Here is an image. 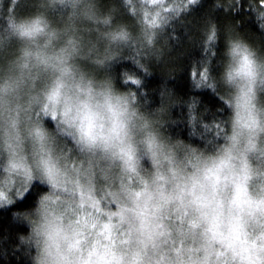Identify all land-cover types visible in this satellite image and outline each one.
<instances>
[{
    "label": "clouds",
    "instance_id": "obj_1",
    "mask_svg": "<svg viewBox=\"0 0 264 264\" xmlns=\"http://www.w3.org/2000/svg\"><path fill=\"white\" fill-rule=\"evenodd\" d=\"M201 2L0 0V210L25 264H264V7L194 24ZM184 44L207 70L187 95Z\"/></svg>",
    "mask_w": 264,
    "mask_h": 264
},
{
    "label": "trees",
    "instance_id": "obj_2",
    "mask_svg": "<svg viewBox=\"0 0 264 264\" xmlns=\"http://www.w3.org/2000/svg\"><path fill=\"white\" fill-rule=\"evenodd\" d=\"M195 7V11L192 17L193 23L197 24L203 17L214 15L215 18L223 24L230 18L225 16L222 12H214L212 9V0H202L199 6ZM234 21L239 20L244 27L248 29L251 33L257 32V23H253L251 17H245L241 15L240 17L231 18ZM260 25H264V21L258 20ZM177 51L183 52L184 56L182 59L178 58L170 67L178 68L179 71L176 72V79L173 81L177 90L189 94V74L191 72L197 71L195 66L191 65V60L193 55H199L198 52L194 53L193 47L189 44H184L183 47L178 48ZM196 76L193 78L192 82L195 84ZM160 83V77L155 76L149 81V87L156 86ZM204 100L215 107L217 101L211 97L207 92L202 93ZM33 197L31 196L28 201L17 204L16 208H24L31 204ZM13 209L0 210V264H25L23 257L20 256L18 252L13 251V246L16 243V235L19 232L26 231L24 227L16 223L12 217Z\"/></svg>",
    "mask_w": 264,
    "mask_h": 264
},
{
    "label": "snow or ice",
    "instance_id": "obj_3",
    "mask_svg": "<svg viewBox=\"0 0 264 264\" xmlns=\"http://www.w3.org/2000/svg\"><path fill=\"white\" fill-rule=\"evenodd\" d=\"M188 2H189V4H192V3H195L196 0H188ZM260 4H261L262 7H264V0H260ZM258 19L264 20V16H259ZM151 23H156V21L153 20V21H151ZM262 27H264V25H262ZM213 38H214V36H210L209 40L211 41ZM206 71L207 70L205 69L204 72H201L199 80H195L196 86H200L201 84H203L205 82V80H206L205 72ZM192 76H193V78H195L196 73L193 72ZM225 163H226V161H221V165H223ZM218 179H219V177L217 176V180ZM16 195L19 196L20 192L17 191ZM30 197H31V193H29L27 196H25V198L23 199V202L28 201ZM245 197H246V190L243 189L242 186L238 185L237 194H236V202L238 204L248 203L249 201H247L245 199ZM3 203H11V201H7L5 199L4 193L0 192V204H3ZM77 223H82L84 226H88V227H92V228L96 227L95 223L94 222L89 223V221H88V219L86 217H80L77 220ZM112 228H113V225L110 222L109 223H105L103 225V227L101 228V230H100L101 234H106L105 235V239H111L112 234H113L112 233ZM79 231H81V230L78 229L77 233H79ZM232 235H233L235 241H240L241 240V233H240V228H239L238 224L233 225V227H232ZM79 243H80V240L77 238V239H75L73 246H78ZM242 250L246 251V249H242Z\"/></svg>",
    "mask_w": 264,
    "mask_h": 264
}]
</instances>
